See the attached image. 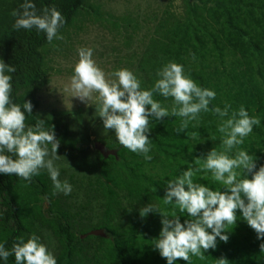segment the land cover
I'll return each mask as SVG.
<instances>
[{"label": "trees", "instance_id": "trees-1", "mask_svg": "<svg viewBox=\"0 0 264 264\" xmlns=\"http://www.w3.org/2000/svg\"><path fill=\"white\" fill-rule=\"evenodd\" d=\"M21 3L22 0H0V59L15 67L10 74L12 102L31 103L26 124L39 118L45 120V127L52 125L59 140L57 154L76 159L89 148V136L70 134L71 125L79 124L72 114H66L65 119L72 118L67 121L45 116L38 110L37 96L50 80L52 64L72 50L70 33L76 34L86 23L97 22L109 33L111 27L121 29L114 32L116 36L123 33L115 53L130 49L122 64L116 56L111 72L127 68L140 79L142 88H149L157 78L156 70L173 61L183 65L199 86L216 93L210 109L222 108L225 102L233 109L243 105L250 116L259 118L261 125H253L237 147L253 156L256 167L264 163V0H182L179 5L169 2L160 15L152 16L153 22H144L151 29H144L141 36L136 33L137 23L125 25L129 21L125 16L111 21L92 0H33L37 11L54 5L65 18L58 29L63 38H54L51 43L42 32L13 29L15 18L10 12L19 11ZM101 19L109 21L111 27ZM134 43L136 53L131 52ZM106 50L99 57L111 53L109 48ZM153 98L162 106H171L170 97L165 100L154 94ZM180 120L168 116L149 121L152 147L148 161L113 139L97 138L95 142L113 153L104 158L95 150L98 175L87 183L91 196H85L73 213L65 199L54 193L46 171L41 170L31 182L0 174V243L10 248L15 237L31 233L43 243V232H48L55 240L56 264H165L151 246L160 229L159 214L140 217L138 209L147 203L172 214V205L161 203L164 182L179 175L185 161L198 167L194 158H203L212 148L222 150L216 131L218 121L211 112L190 121L184 132H177ZM193 179L213 189L221 187L211 181L210 173H197ZM174 214L181 216V222L186 218L178 209ZM236 215L234 225L226 229L228 240L217 239L215 250L205 252L203 260L192 257V264H217L215 259L221 257L228 264H264V251L259 248L262 241L239 218V210ZM92 230L102 231L103 236L89 234ZM7 264H14L12 256ZM176 264L186 262L177 258Z\"/></svg>", "mask_w": 264, "mask_h": 264}, {"label": "clouds", "instance_id": "clouds-1", "mask_svg": "<svg viewBox=\"0 0 264 264\" xmlns=\"http://www.w3.org/2000/svg\"><path fill=\"white\" fill-rule=\"evenodd\" d=\"M10 15L15 18L12 25L15 30L42 32L48 43L63 38L58 29L63 27L65 18L54 5L37 11L33 0H22L19 11L13 9ZM76 57L64 91L85 105L94 99L105 132L110 129L119 145L141 155L145 161L151 160L150 120L180 117L177 132H184L189 122L198 120L201 113L211 112L217 118L216 131L221 137L222 150L212 148L203 158H194L198 167L185 161L179 175L164 182L161 203L172 205L173 213L147 203L138 209L140 217L159 214L160 229L151 246L165 264H176L177 258L186 264H192V257L203 260L205 252L215 250L217 239L228 240L226 229L237 220V210L239 218L262 241L259 248L264 251V163L256 167L253 156L237 147L253 125H261V120L250 116L243 105L233 109L225 102L222 108L210 109L216 93L199 86L184 66L176 62L162 64L151 87L142 88L140 79L127 68L115 69L109 74L113 79L106 78L93 59L91 47H78ZM14 72V66L0 59V174L31 182L32 177L44 170L54 193L67 196L72 185L66 179H59L60 169L54 163L58 159L59 140L52 125L45 127L44 119L35 118L34 123L26 124V114L31 113L32 105L27 100L22 104L12 102L10 74ZM154 94L165 100L170 97L171 106H162L153 98ZM233 149L234 153L229 155ZM202 172L210 173L211 181L221 187L213 189L194 181L193 177ZM177 209L186 216L183 222L180 215L174 214ZM9 256L14 258V264H56L54 254L35 233L15 237L10 248L0 243V264H7ZM215 260L217 264H228L223 257Z\"/></svg>", "mask_w": 264, "mask_h": 264}, {"label": "rangeland", "instance_id": "rangeland-1", "mask_svg": "<svg viewBox=\"0 0 264 264\" xmlns=\"http://www.w3.org/2000/svg\"><path fill=\"white\" fill-rule=\"evenodd\" d=\"M97 3L102 13H107L106 16L112 21L114 18L120 20L125 16L127 17V23H137L136 33L141 36L144 33V29H151L150 24H144L149 22L153 15L156 17L160 15L162 8L169 2L174 5H179L182 0H92ZM106 22L110 27V23L107 20L101 19ZM121 24V23H120ZM116 24L115 26H120ZM124 25V26H125ZM111 32L97 25V22H91L85 24L80 31L72 32L71 36V48L69 54L66 57L59 56L57 58V64H52L53 71L50 75V80L37 96L38 110H40L45 116H55L65 119L66 114H71L76 117L75 121L79 119V124L73 123L70 127V134L75 136L81 132L87 134L90 140L89 148L83 153L79 154L76 159L70 160L63 157L60 154L58 159L54 162L59 166L60 176L59 179H66L72 185V191L69 195L65 196L62 193H55L57 196L63 197L67 202L71 212L73 213L80 202L86 199L85 196H91L88 192L87 183L89 180L95 178L98 175V166L95 160L96 149L94 143L97 138L100 139H113L112 131L109 129L107 132L103 129L101 119L97 116V103L93 99L89 101V105H85L75 97H70V94L64 91V85L67 83L68 77L72 72V65L76 61V49L78 47H91L93 49V59L97 65L102 68L106 74V78L113 79L109 74L115 67L113 66L116 56L118 55L121 64L124 62L125 56L130 54V49L120 52H116L119 47V42L122 40V34L116 36L114 32L121 29H115L111 27ZM129 31V30H127ZM110 46V47H108ZM110 53L107 57H99L100 54H105L108 49ZM106 48V49H105ZM114 50L113 52L110 50ZM114 48V49H113ZM131 52H138V47L134 43L131 45ZM121 55V56H119ZM65 58V59H64ZM55 60V59H54ZM95 93H93V97ZM88 121V123H86ZM54 191V190H53ZM45 204V203H44ZM92 206L95 203L91 202ZM96 211V210H95ZM43 243L54 254L55 240L48 233L43 232Z\"/></svg>", "mask_w": 264, "mask_h": 264}, {"label": "water", "instance_id": "water-1", "mask_svg": "<svg viewBox=\"0 0 264 264\" xmlns=\"http://www.w3.org/2000/svg\"><path fill=\"white\" fill-rule=\"evenodd\" d=\"M94 148L100 153V155H102L104 158L107 156V155H110L112 154L113 152L111 151H107L105 150V148L98 142H95L94 143ZM89 234L91 235H99V236H103V233L102 231L100 230H92L89 232ZM83 237V236H82Z\"/></svg>", "mask_w": 264, "mask_h": 264}]
</instances>
